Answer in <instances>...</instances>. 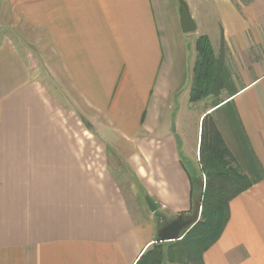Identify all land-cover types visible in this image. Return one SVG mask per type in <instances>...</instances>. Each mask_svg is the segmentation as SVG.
Masks as SVG:
<instances>
[{
	"label": "crops",
	"instance_id": "crops-1",
	"mask_svg": "<svg viewBox=\"0 0 264 264\" xmlns=\"http://www.w3.org/2000/svg\"><path fill=\"white\" fill-rule=\"evenodd\" d=\"M180 4L0 0V264H136L158 218L192 212L175 135L185 146L186 114L174 120L170 103L189 97L198 34L182 29ZM214 7L237 63L255 74L199 115L193 152L210 112L255 183L230 202L204 264H264V0ZM108 148L131 150L133 174L158 207L149 219L132 213Z\"/></svg>",
	"mask_w": 264,
	"mask_h": 264
},
{
	"label": "trees",
	"instance_id": "trees-1",
	"mask_svg": "<svg viewBox=\"0 0 264 264\" xmlns=\"http://www.w3.org/2000/svg\"><path fill=\"white\" fill-rule=\"evenodd\" d=\"M244 1L251 3L253 0ZM196 50L197 59L189 93V100L193 103L231 88L230 72L223 61L224 54L222 57L215 54L209 36L198 37ZM237 92L234 90L227 99L215 102L212 108L224 103ZM199 154L205 186L202 178L194 177L192 171L184 166L191 183V211L194 212L200 206L199 220L179 240L161 242L156 237V241L136 264H204V253L220 239L230 219V202L254 185V180L236 161L210 112L202 119ZM197 189L199 194L194 197Z\"/></svg>",
	"mask_w": 264,
	"mask_h": 264
},
{
	"label": "rangeland",
	"instance_id": "rangeland-1",
	"mask_svg": "<svg viewBox=\"0 0 264 264\" xmlns=\"http://www.w3.org/2000/svg\"><path fill=\"white\" fill-rule=\"evenodd\" d=\"M178 1V0H177ZM236 8L241 9L242 6L248 5L250 3H246L244 0H231ZM180 9L181 5L185 4L189 11L190 8L195 9V17L197 19L196 25H197V32L198 37L204 34L209 36L213 49L215 51V54L217 56L223 55V61L225 66L230 72V80H231V88L229 89H223L220 91L219 94L216 95H210L198 102H190L189 97H184L182 100H173L170 103V108H172L175 111V116L173 117L174 120H178L176 113H178L179 109H181L185 114V118L180 121L179 127L180 132L183 134L181 135L183 139H186L185 146L183 145L181 138L177 136L178 144H179V153L181 156V159L184 163V165L192 171L194 177L202 178V184L205 186V177L204 175L201 176L200 171V164H199V156H194V150L196 149V137L198 134V117L200 114L206 112L208 109L213 107V104L217 101L227 99L230 97V94L234 90H238L240 87L244 86L248 79L252 76L254 71L252 69L245 68L243 64H238L236 61V58L227 45V42L225 39H223V31L221 30V21L218 18V14L216 12L215 7L212 8V0H180ZM195 21V20H194ZM198 23V24H197ZM194 32V33H195ZM197 36V35H196ZM195 34L191 36L190 38H194ZM195 42L194 40H192ZM193 42H190V50L193 47ZM197 51V50H196ZM39 60L41 61V56L38 53ZM252 55H254L252 53ZM195 57V49H192L191 57L190 59H194ZM197 59V54H196ZM253 59V58H252ZM196 61V60H195ZM192 64V71L194 69L195 63ZM40 69L43 70L42 74L43 76H49L48 69L43 64H39ZM190 93V92H189ZM179 104V106L176 108V106ZM175 105V106H174ZM190 120H195L194 125L190 128L187 127ZM202 122V121H201ZM202 124V123H201ZM187 127V128H186ZM132 144H129V147H131ZM132 148V147H131ZM131 150L127 149H110L108 148V166H110V169L118 182L120 183V187L122 188V191L128 200V203L130 205V208L132 210V213L138 217L139 220L145 221L149 219L151 215H155V212H152L147 204L144 191L142 190V187L138 183L137 179L135 178L133 174V170L131 167ZM196 154V153H195ZM198 161H197V160ZM197 174V175H196ZM201 184V182H200ZM199 191L198 189L195 191V196H198ZM197 199V197H196ZM159 215L161 212H158ZM193 214V212L191 213ZM163 215V214H162ZM158 216V215H157ZM164 216V215H163ZM166 218V217H160L158 218V224L161 226V223H165L167 220H171L176 218ZM158 226V227H159ZM171 242V241H167ZM173 242V241H172Z\"/></svg>",
	"mask_w": 264,
	"mask_h": 264
},
{
	"label": "water",
	"instance_id": "water-1",
	"mask_svg": "<svg viewBox=\"0 0 264 264\" xmlns=\"http://www.w3.org/2000/svg\"><path fill=\"white\" fill-rule=\"evenodd\" d=\"M181 24L186 33H192L197 30V25L185 4L181 5ZM147 204L152 212H156L158 207L151 197L146 198ZM201 213L200 206L196 208L193 214L178 215L176 218L167 220L157 230V240L161 242L176 241L182 238L185 232L189 231L199 220Z\"/></svg>",
	"mask_w": 264,
	"mask_h": 264
}]
</instances>
